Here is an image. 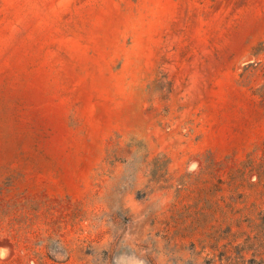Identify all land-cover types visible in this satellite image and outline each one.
Here are the masks:
<instances>
[{"label":"rangeland","instance_id":"rangeland-1","mask_svg":"<svg viewBox=\"0 0 264 264\" xmlns=\"http://www.w3.org/2000/svg\"><path fill=\"white\" fill-rule=\"evenodd\" d=\"M0 264H264V0H0Z\"/></svg>","mask_w":264,"mask_h":264},{"label":"clouds","instance_id":"clouds-1","mask_svg":"<svg viewBox=\"0 0 264 264\" xmlns=\"http://www.w3.org/2000/svg\"><path fill=\"white\" fill-rule=\"evenodd\" d=\"M7 251H8V250L5 249V248H0V260L6 258V256H7Z\"/></svg>","mask_w":264,"mask_h":264}]
</instances>
